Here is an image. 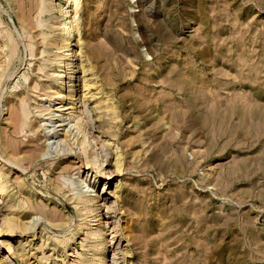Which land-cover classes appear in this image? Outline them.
<instances>
[{
  "label": "rangeland",
  "instance_id": "1",
  "mask_svg": "<svg viewBox=\"0 0 264 264\" xmlns=\"http://www.w3.org/2000/svg\"><path fill=\"white\" fill-rule=\"evenodd\" d=\"M19 1L0 0V17L16 34H21L17 15L34 21L42 4ZM79 26L92 77L117 104L123 142L124 170L117 175L114 149L95 147L100 161L107 154L100 170L115 176L95 187L101 210L116 202L118 183L117 204L134 218L127 238L124 215L117 214L120 231L111 233L113 226L106 225L102 263L264 264V0H82ZM23 36L17 71L32 76L42 61L37 56L29 62ZM90 77L76 78L77 93L81 80ZM15 82L0 92V129L12 130L11 110L29 89L26 81ZM81 104L77 95L74 105ZM92 105L83 113L90 122ZM23 135L18 139L26 151L31 143L29 133ZM50 154L38 153L20 168L11 165L10 177L23 168L22 176L36 185L27 192L32 201L70 214L72 228L73 205L65 209L61 195L56 200L48 179L75 176L78 160ZM33 216L58 229L44 215ZM40 228L27 249L39 243ZM58 231L48 230L59 238L69 233ZM85 233L75 235L64 252L49 246V259L40 264H93L92 245H80ZM0 240V257L9 255L6 238ZM6 261L22 264L14 254Z\"/></svg>",
  "mask_w": 264,
  "mask_h": 264
},
{
  "label": "bare ground",
  "instance_id": "2",
  "mask_svg": "<svg viewBox=\"0 0 264 264\" xmlns=\"http://www.w3.org/2000/svg\"><path fill=\"white\" fill-rule=\"evenodd\" d=\"M81 3L82 0H42L37 12H35V5H33L34 8L26 11L29 16L34 12L37 13L34 21L31 17L29 19L27 16L23 17L22 13H20L22 16L17 15L21 34L11 30L0 17V92L2 89H7L8 84L15 79V83L26 81L29 86L22 101L11 110L9 123L12 125V130H7V127L0 129V213L2 214L0 237L6 238L5 248L9 253L7 256L0 257V264H9L6 259L13 254L22 264H40L43 260L46 262L50 256L47 254L49 246H51L50 250L56 253H59V250L64 252L65 248L74 241L75 235L84 234V231L86 233L80 244L81 247L92 245L93 264H103L101 257L106 242L105 237L102 236L104 228L111 224L113 226L111 233L120 231L118 215L123 216L124 213L117 202L122 196L119 193L122 184H116L114 192L117 195L116 197L112 195L116 198V202H109L107 211L104 213L101 210V205L104 203H101L102 198L95 189L100 179L105 181L115 177L112 176V172L100 170L104 162H107V154H104L100 161L95 155L98 151L95 148L97 145L111 146L114 149L115 175L124 170L125 159L120 147L123 142H120L118 109L113 95L92 77L90 52L85 45V50L82 51L83 42L79 26ZM21 35H26L27 38L28 43L25 48L29 49L27 50L30 56L29 62L33 57H41L42 63L39 61V64L33 68L32 76L27 73L19 75L17 71L15 61L21 62L24 59L20 47ZM35 36L37 40H34ZM47 67L50 71H46ZM81 73H87L91 77L81 80L80 91L77 93L74 87H76V78H80ZM43 77L46 80H43ZM77 95L79 102L83 103L79 107L81 109H77L74 105ZM89 103H93L92 110L95 113V119L92 122L85 119L83 115ZM31 114L33 116L29 117ZM178 115L176 113L174 116L177 118ZM26 133H29L27 143L31 144L24 151L22 150L23 142L18 137ZM133 141L130 138L126 144L129 145ZM32 143H35V147ZM21 151H24L26 155H20ZM47 152L58 155L60 158L61 156L67 159L74 157L78 160L75 176L62 175L65 177L64 179L60 177L62 182L57 181L58 177L57 180L48 179V187L54 191L56 200L60 199L59 195H61L67 199V203H60L65 209L69 204L73 205L76 216L72 228L73 219L70 220V214L56 209L49 210L46 203L38 204L32 201L27 192L33 191L31 189H35L36 185L30 186V183L22 176L23 168L14 180L10 177L11 165L20 168L25 161H31L38 153L46 155ZM3 159L7 162H3ZM52 167L54 169V165ZM63 184H67V189ZM71 191L73 193H70ZM57 203L59 202H56V205ZM35 213L44 215L50 226L58 228L61 234L63 231L70 234L61 235V238L50 236L49 229L54 232L58 229L54 230L53 227L48 226V223L34 219ZM105 215L107 218L103 220ZM133 223L132 216L124 217L122 230L126 238L134 232ZM36 227H41L40 244L36 242L31 251L27 249V243L30 244L36 236ZM2 244L3 241L0 240V246ZM37 251L40 252V256H35Z\"/></svg>",
  "mask_w": 264,
  "mask_h": 264
}]
</instances>
